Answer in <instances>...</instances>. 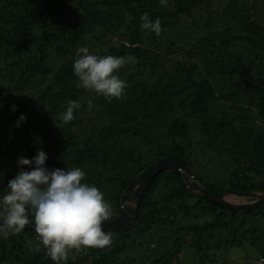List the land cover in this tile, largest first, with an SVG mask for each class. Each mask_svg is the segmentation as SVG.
Wrapping results in <instances>:
<instances>
[{"label": "trees", "instance_id": "trees-1", "mask_svg": "<svg viewBox=\"0 0 264 264\" xmlns=\"http://www.w3.org/2000/svg\"><path fill=\"white\" fill-rule=\"evenodd\" d=\"M213 1L167 0L165 4H161L160 0H0V77L3 79L10 77L11 80L18 77L21 83L34 81L39 77L47 78L53 72L50 65L53 54L64 60L56 73L55 83L38 99L39 115L46 118L45 126L48 127L45 137L42 136L41 129L39 131L37 129L42 126V122L38 120L32 122L26 120L22 124L21 133L0 130V196L6 191L8 180L14 178L19 170L17 164H14L11 172L3 174V157L9 145L25 147L26 158L31 159L38 150L37 143L45 142L47 145L44 148L53 146L54 149L47 153V164L50 158L54 160L58 156L67 139L75 138L71 131L79 124L80 109L74 112L72 121L64 123L60 119V113L54 108L57 103H61L64 110L69 100L78 101L84 95V89L76 87L77 78L73 74V62L77 49L90 37L94 39L99 32L106 38L120 36L124 39V43L109 47L99 56L131 57L133 59H129L124 66H129L132 62L138 67L139 75L151 73L154 76L151 82L147 80L144 83L147 90H150L147 95L136 93L137 97L142 98L141 105H138L140 109H137L135 104L121 105L118 106L119 110L115 109L111 113L113 118L109 127L97 135L104 148L101 144L100 146L96 144L86 152H78L75 162L83 169L88 165L95 170L93 173L85 172L84 182L87 179L89 184L95 185L93 179L96 175L98 178V169L111 165L113 159L115 162L121 161L122 158L129 159L131 163L141 165L143 172L163 158L178 156L187 160L193 168L190 161L191 150L194 147L192 135L197 134L201 139H207L209 148L227 152L234 167L228 178L227 187L215 188L204 185L206 188L219 193L229 190L238 193L264 191V22H261L264 17L257 14L255 0H232L231 4L234 7L233 19L247 20L246 25L253 23L252 32L258 36L256 38L248 34L236 37L235 40L250 44L256 52H251L249 56H246L243 50L223 52L224 47L231 45L230 40H225L218 46L211 38L203 36L198 41L208 43L210 46V52H205L201 56H204L202 64L209 66L205 72H201L199 64L189 59L175 62L172 67H163L164 55L159 53V49L166 46V54L172 56L175 49L181 45L178 44L179 40L169 38L159 45L157 41L160 40L155 38V33H146L140 27V17L143 13H148L153 21L159 18L161 30H166L170 20L181 15H189L203 7L209 8ZM248 1L251 6L245 8ZM170 3L173 4L172 12L165 8L166 4ZM243 4L245 6H242ZM246 10H253V15ZM191 46L194 47V44ZM27 49L31 50V56L25 55ZM196 52L198 51L194 49L193 53ZM11 58L16 60L10 64L8 77L2 72L4 71L2 63L7 64ZM238 73H243L244 77L237 79ZM133 74L135 77L137 72L131 76ZM211 80L216 86L223 81L227 84L217 89ZM55 87L60 90L53 94L56 101H48ZM14 90L0 88V116L4 109L10 107L11 100L14 99ZM217 101L234 104V113L228 110H223L220 114L213 111L212 104ZM244 102L247 104H243ZM22 104L24 109L9 117L13 124H16L21 114L24 115L29 105L28 102ZM98 105L100 108L105 107L103 96ZM254 105L259 112L262 125L253 127L249 123L255 118ZM110 109L108 106L104 110ZM176 112L179 113L178 116ZM55 124L62 127L56 129ZM159 135L165 138L164 141L158 140ZM143 138L155 149L144 156L142 149L137 155L135 146L128 147L131 145L130 140H138L144 144ZM196 177L201 181L197 175ZM135 178L128 182L122 181V192L117 198L108 197L107 202L111 209L113 204L116 203L117 206V211L112 209L109 219L118 216L119 201ZM162 188L169 190L162 201L167 205L164 211L158 208L156 201L157 191ZM191 200L195 201L194 206L187 204ZM172 205L186 209V216L197 211L207 220L202 226L179 227L174 233L176 251L167 252L153 264L161 262L172 264L182 248L179 231L193 234L191 246L199 253L202 264H205L204 261L209 257L207 252L210 246L206 247L205 244L209 243V237L216 231H229L233 236V239H227L225 242L220 240L219 243L224 242L225 246H238L242 249V241L247 240L249 234L255 245L261 242L259 234H256L258 231L256 225L258 220H264V205L240 210L223 208L195 195L187 188L181 172L171 168L162 171L153 180L138 206L137 217L128 231L110 232L112 237L110 246L103 249L88 248L77 253L74 260L70 252L67 264H120L122 259L120 257L112 259V252L120 254L127 248L129 241H134L137 237L143 239L147 232L159 234L161 229H168V226L174 224L175 221H167L169 217L177 215L176 208ZM29 218H32L31 213ZM238 235L241 237L240 241L237 239ZM168 238L169 236L164 239L165 242ZM261 253L264 256V249ZM169 256L171 257L168 258ZM0 264H54V262L46 255L44 246L40 245L35 230L24 229L18 234L9 235L7 239L0 238Z\"/></svg>", "mask_w": 264, "mask_h": 264}, {"label": "rangeland", "instance_id": "rangeland-1", "mask_svg": "<svg viewBox=\"0 0 264 264\" xmlns=\"http://www.w3.org/2000/svg\"><path fill=\"white\" fill-rule=\"evenodd\" d=\"M254 2L256 3L257 14L264 17V0H255ZM231 3L232 0H214L209 8L203 7L198 11L190 13L189 15H181L179 16V18L170 20L169 27L166 28V30H161L159 35L155 34V38H158L160 40L157 41L159 45L160 42L163 44V42L167 41L169 38L174 40L178 39V44H181L177 49H175V53L172 56L166 54V46L162 49H159V53L164 55L163 67H172L175 62L189 59L192 62H196L197 64H199L201 72H205L206 69L209 68V66L202 64L204 56H201L205 52H210V46L208 43L198 41L203 36L211 38L218 46L221 42L230 40L231 45H229V47H224L222 49L223 52L243 50L246 53V56H249L251 52H256L253 51L254 48L252 46L250 47V44H247L244 41L235 40L236 37L246 36L248 34L255 36L256 38H258V36L252 32L251 26L253 23L246 25L245 22L247 20L237 21L235 18L233 19L234 7ZM242 6L245 5L243 4ZM248 6H251V3L249 1L247 2L245 8H248ZM165 8L168 12H172L173 4H166ZM246 11L253 15V10ZM244 15L247 16V14ZM209 17L210 19H208ZM237 22L239 24H237ZM261 22H264V20H261ZM261 22L258 21L260 25H262ZM121 29L123 30V28ZM121 29L119 30L120 32H122ZM122 43H124V39L120 36H107L106 38L104 34L99 32V34H96L94 36V39L90 37L85 43H83L81 47L86 46L89 48L92 54L100 55L109 47L119 46ZM153 43L154 42L152 41V44ZM186 44L190 45L188 46ZM193 44L194 47L191 46ZM194 49H196V51L198 52L193 53ZM155 51H158V49H155ZM25 55L31 56V50L27 49L25 51ZM15 60V58H11L7 64L2 63V68L4 69V71L2 72L4 74H7L8 77L10 75V64H12ZM63 62L64 60L58 59L53 54V59L50 62V65L53 68V72L47 78L39 77L34 81L21 83L18 77L13 80H11L10 77L9 79H3L2 77H0V88L15 89L14 99L11 100L10 107H8V109H4L2 115L0 116V130L4 132L13 131L14 134L15 132L21 133L22 124L26 120H28L29 122L38 120L39 122H42V126L41 128L37 129L38 131L41 129V134L43 137H45L48 127L45 126L46 118L39 115L40 103L38 99L45 92V90H47V88L55 83L56 73L59 66ZM137 69L138 67L134 65V63L130 62L129 66H122L117 70L116 74L119 76V78L123 79L126 82L125 94L120 99L112 98L109 100L105 98V107H111L109 111H105V107L100 108V106L98 105V102L100 101L102 96H97L96 93L84 89V95L81 96L78 100V102L81 104V108L79 111L81 115L79 124L71 131V133L75 135V138L72 140L67 139L66 144L63 145L58 152V156L55 157L54 160L50 158L49 162L46 164V167H48L49 169H71L74 167L81 168L75 162V158L78 152H86L91 146L96 144H99V146L101 144V146L104 148V145L100 143L101 140L97 135L104 128L109 127L110 120L113 118L111 113L115 109L119 110L118 106L121 105L129 106L131 104H135L136 108L138 107L137 109H140V106L138 105H141L140 103L142 101V98L141 96L137 97L136 93H144L145 95H147L148 91H150L147 90V86L144 83L147 80H150L151 82V79L154 75L151 73H148L147 75H139ZM136 72L137 75L135 77L134 74L131 76L132 73ZM243 75V73H238L236 78L240 79L244 77ZM200 76H202V74ZM131 77L132 80L129 81V78ZM150 82H148V84H150ZM212 83L217 89L222 88L224 84H227L226 81L218 83L217 86L214 82ZM53 90L54 91H52L51 96L48 98V101H56V97H54L53 94L55 92H59L60 90L58 87H55ZM90 99L94 104V107L91 110H89L87 107V101ZM22 102L29 103L27 109L24 111V116L26 117V119L20 124L19 127H16V124H13L9 121V117L13 115L15 116L19 111L24 109ZM13 104L17 106L15 111L11 110V106ZM243 104L247 103L244 102ZM233 107L234 104H231L230 102L227 103L225 101H217L212 104L213 111L219 114L223 110H228L229 112L234 113L235 109ZM253 109V115L255 118L250 120L249 124L253 127L254 125L260 126L262 125V121L259 116V112L256 110V105L253 106ZM54 110L61 114L63 112V105L61 103H57ZM181 114L182 113H180V115ZM176 115L178 116L179 113L176 112ZM61 127L62 125L60 124H55L54 126V128L56 129H60ZM164 139L165 138H163L162 135L158 136V140L164 141ZM192 139L194 147L191 150L190 161L192 162L194 173L201 180L200 182L203 185H211L215 188L220 186L227 187L228 178L230 177L232 170H234V167L230 162L228 153L224 152L223 150H213L209 148L207 139H201L200 135L194 134L192 135ZM130 142L131 145H129L128 147L135 146L136 152H138L137 155L140 154L139 152L141 151V149L143 152V156L146 153L149 154V151L154 152L153 150H155L146 139H144V144L138 140H130ZM45 145L47 144L41 141L37 143L36 147L38 148V150L42 149L46 153L54 150L53 146H46L44 148ZM26 156L27 153L25 147H15L12 144L9 145L3 157V174L5 175L12 171L13 165L17 164V159L19 157L26 158ZM90 161H92V159H90ZM111 165L103 169L99 168L98 178L96 175V177H94L93 179L96 187H98L100 191L104 193V198L106 201L110 196H114L115 198H117L118 195L121 194L122 181L128 182L132 178H135L142 173L141 165L135 164L133 162L131 163L129 159L125 160L122 158V160L119 162H115V159H113ZM81 169L84 172L89 171L93 173V171H95L93 167H88V165L85 167V169ZM89 175L87 174V176L90 178ZM86 183H88L87 179ZM168 193L169 190L166 188H162L160 191H157L156 201L158 204V208L162 211H164V209L167 207V205L163 204L162 201L164 196ZM234 200L238 202H247L244 199L240 200L234 198ZM120 203L121 199L119 201V204ZM180 204L185 203H179V205ZM187 204H191L194 206L195 201L191 200L187 202ZM176 206L177 205H172V207L176 208L177 215L169 217V219L167 220L168 222H175L171 226H168V229H161L159 234H154V232H147L143 239H139L137 237L136 240L129 241L127 248L123 252H121L120 254H118V252H112L113 254L111 258L114 259L116 257H120V259H122L120 264H153L154 261L158 260L167 252L171 251L172 253V250L175 252L177 247L174 243V240L176 238L174 233L177 231V229L179 227H188L194 225L202 226L207 220V218L201 217L199 212L197 211H193L189 216H186V209L178 208ZM112 209L114 211H117L116 203L113 204ZM257 222L258 224L256 225V230L258 231L256 234H259L261 242H257L255 245V243L251 241V234H249L247 236V240L244 239L242 241V250L245 254L242 260L238 262L234 261L229 254L231 245L225 246L224 244L225 240L233 239V236L230 234V232L216 231L209 237V243L205 244L206 247L210 246V250H208L207 252L209 257L204 261V263L259 264V262L264 259V256L261 253L262 249H264V220H258ZM179 233L181 238L180 240L182 242V248L177 254V257L173 259L172 264H202L199 253L193 246H191L192 241L194 240L193 234L187 233L185 231H179ZM168 236L169 238L165 242L164 239ZM240 238L241 237H239L238 235V241H240ZM220 240H223L224 242L219 243ZM218 244H220V247H218ZM170 257L171 256H169L168 258ZM160 264H163V262H161Z\"/></svg>", "mask_w": 264, "mask_h": 264}, {"label": "clouds", "instance_id": "clouds-1", "mask_svg": "<svg viewBox=\"0 0 264 264\" xmlns=\"http://www.w3.org/2000/svg\"><path fill=\"white\" fill-rule=\"evenodd\" d=\"M166 2L160 0L161 4ZM140 21V27L146 33L160 34L159 18L153 21L148 13H143ZM129 59L133 58L99 56L92 54L86 46L78 48L73 62L76 87L109 100L122 98L126 82L116 72ZM16 107L13 104L11 110L15 111ZM87 107L89 110L94 107L91 99L87 101ZM80 108L78 101L69 100L60 119L64 123L72 121L74 112ZM25 119L21 114L15 126L19 127ZM47 159L48 155L42 149L31 159H17L19 170L8 180L6 191L0 196V238L7 239L33 224L40 245L54 264H67L70 252L74 260L77 253L88 248L110 246L111 233L104 230L103 223L112 215V209L104 193L95 185L84 182L86 173L81 168L49 169Z\"/></svg>", "mask_w": 264, "mask_h": 264}, {"label": "water", "instance_id": "water-1", "mask_svg": "<svg viewBox=\"0 0 264 264\" xmlns=\"http://www.w3.org/2000/svg\"><path fill=\"white\" fill-rule=\"evenodd\" d=\"M171 168L181 172L187 188L195 195L201 196L223 208L240 210L257 208L264 205V191L238 193L235 190H229L219 193L210 190L198 180L187 160L178 156H172L153 163L128 185L121 198L119 215L114 219L105 221L103 223L104 230L109 233L128 231L137 217L138 206L153 180L162 171ZM234 198L244 199L247 202H238ZM33 227V224H29L25 226V229L34 230ZM229 254L236 262L242 260L245 255L243 250L238 246H232Z\"/></svg>", "mask_w": 264, "mask_h": 264}, {"label": "built area", "instance_id": "built-area-1", "mask_svg": "<svg viewBox=\"0 0 264 264\" xmlns=\"http://www.w3.org/2000/svg\"><path fill=\"white\" fill-rule=\"evenodd\" d=\"M263 262H264V259H262V260L259 262V264H264Z\"/></svg>", "mask_w": 264, "mask_h": 264}]
</instances>
